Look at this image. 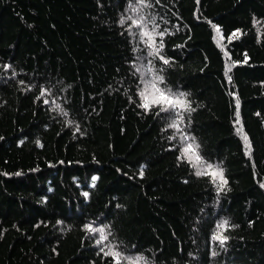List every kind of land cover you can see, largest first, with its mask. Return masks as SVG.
I'll return each instance as SVG.
<instances>
[{
    "label": "trees",
    "instance_id": "1",
    "mask_svg": "<svg viewBox=\"0 0 264 264\" xmlns=\"http://www.w3.org/2000/svg\"><path fill=\"white\" fill-rule=\"evenodd\" d=\"M101 248L264 264V0H0V264Z\"/></svg>",
    "mask_w": 264,
    "mask_h": 264
},
{
    "label": "snow or ice",
    "instance_id": "2",
    "mask_svg": "<svg viewBox=\"0 0 264 264\" xmlns=\"http://www.w3.org/2000/svg\"><path fill=\"white\" fill-rule=\"evenodd\" d=\"M157 2H159V0H157ZM138 3L145 4L146 0H138ZM129 19H131V18L129 17ZM124 22L125 21L122 19L121 24H123ZM132 23L137 28H140L142 25H144L145 21H144V18L141 17V19L139 21H133ZM141 35H142V37H148L149 39L151 38L150 33L148 31H142ZM160 35H163V33H160ZM150 55H159V51L157 50L155 53H150ZM161 59H163V57H161ZM164 63H168V61L164 60ZM157 80H159L161 83L163 82L162 77H157ZM151 88L155 89V94L151 93L147 89H145L139 93V95L144 100V103L141 105L142 107H144L146 109L149 108V103L155 104V105H160L161 106L160 107L161 112H168L169 109H176L179 107L188 108V105L184 102V100L180 99V97H182L184 95L183 93H180L178 96L174 93H171L170 90H168V92L166 93L165 91H162L160 88L156 87L155 83L151 84ZM43 94L44 93L42 92L41 95H43ZM150 96H151V100L149 101ZM175 115L178 116L179 113H175ZM170 126L176 127V124L173 123ZM185 139H187V137H185ZM245 139H247V137H245ZM184 153L186 155L189 153L193 154L194 159L197 162L200 161V159H201L198 155H195V148L193 147L192 144H188L187 147L184 148ZM189 159H192V156H190ZM196 174L197 175H203L205 173L197 171ZM212 175L213 176L219 175L221 180L224 183H227L226 180H223L222 173H212ZM224 224H227V221H224ZM89 231H96V232L100 233V239L97 240V244H101V243H103V241L107 240V236H105L103 234V229H99V228L98 229H92L91 227H89ZM215 238L220 239L221 242H223V240L221 239L220 236H216ZM101 251L104 252V255H106V256H109V255L112 256L114 261H115V264H120V254L118 252H115L111 249L109 251L105 252L103 248H101Z\"/></svg>",
    "mask_w": 264,
    "mask_h": 264
}]
</instances>
